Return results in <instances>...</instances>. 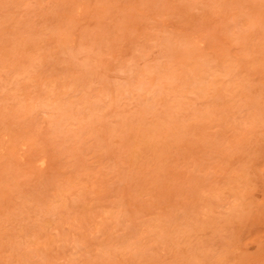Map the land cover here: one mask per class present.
I'll return each instance as SVG.
<instances>
[{
  "label": "rangeland",
  "instance_id": "1",
  "mask_svg": "<svg viewBox=\"0 0 264 264\" xmlns=\"http://www.w3.org/2000/svg\"><path fill=\"white\" fill-rule=\"evenodd\" d=\"M0 264H264V0H0Z\"/></svg>",
  "mask_w": 264,
  "mask_h": 264
}]
</instances>
